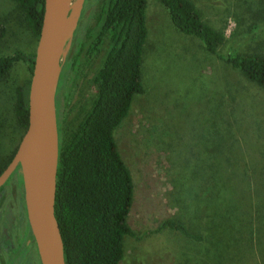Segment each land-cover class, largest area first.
Returning a JSON list of instances; mask_svg holds the SVG:
<instances>
[{"label":"trees","instance_id":"obj_1","mask_svg":"<svg viewBox=\"0 0 264 264\" xmlns=\"http://www.w3.org/2000/svg\"><path fill=\"white\" fill-rule=\"evenodd\" d=\"M12 1L38 43L45 0ZM158 1L178 32L199 39L209 54L264 91V55L234 49L220 54L226 36L204 21L193 0ZM147 5L148 0H99L92 16L94 24L86 30L87 41H80L71 63L72 68H78L84 53L94 55L107 44L102 67L92 79L96 96L64 140L58 118L60 154L55 214L64 241L65 264H121L124 238L135 236L128 225L134 182L115 133L128 118L136 97L146 92L143 65L149 36ZM245 5V13L239 16L241 22L249 20V29H262L264 0ZM6 31V20L0 18V42ZM17 62L27 63L32 77L35 52L25 55L17 51L0 57V80ZM30 82L31 79L17 86L14 95L13 113L21 137L29 126ZM62 88L59 83L58 93ZM213 110L218 113L217 107ZM221 117L220 124L214 121L209 125L204 138L208 146L196 156L194 168L180 174L178 214L163 221L156 232L174 231L198 248L194 250L195 264H264V166L262 170L257 168L249 181L236 180L234 172L240 169L243 157L237 136L243 126L235 124L232 115ZM16 152L0 166V177ZM197 161H201L200 166ZM16 174L17 171L10 180ZM19 178L22 181L21 172Z\"/></svg>","mask_w":264,"mask_h":264},{"label":"rangeland","instance_id":"obj_2","mask_svg":"<svg viewBox=\"0 0 264 264\" xmlns=\"http://www.w3.org/2000/svg\"><path fill=\"white\" fill-rule=\"evenodd\" d=\"M193 1L204 21L224 32L226 42L219 48L220 54L234 49L264 55V26L251 30L249 20L242 23L239 18L240 13H245V4L253 6L256 0ZM98 4L99 0H86L60 51L63 88L57 108L63 140L90 108L97 93L92 79L102 67L107 44L94 55L84 53L78 68H72L71 63L80 41H87L86 30L94 24L92 16ZM244 16L247 18L248 14ZM146 17V92L136 97L128 118L115 133L120 154L133 177L134 198L128 225L137 237L124 238L121 264H195L194 250L198 248L174 231H156L163 221L178 214L180 174L194 168L196 156L208 146L204 139L208 127L214 121L220 124V115L221 119L232 115L235 124L243 126L237 136L243 157L240 169L234 172L236 180L249 181L253 172L264 166V91L209 54L199 39L178 32L158 0H148ZM0 18L6 20L7 28L0 42V57L17 51L25 55L36 51L37 40L22 15L15 11L12 0H0ZM30 79L28 64L17 62L0 80V166L12 157L23 139L15 122L13 102L16 87ZM215 107L218 113L212 111ZM196 164L200 166L201 161ZM19 175L20 168L0 194V264H26L23 255L14 253L12 247L28 236L25 191Z\"/></svg>","mask_w":264,"mask_h":264},{"label":"water","instance_id":"obj_3","mask_svg":"<svg viewBox=\"0 0 264 264\" xmlns=\"http://www.w3.org/2000/svg\"><path fill=\"white\" fill-rule=\"evenodd\" d=\"M86 0H45L44 19L35 51L29 91V126L17 152L0 177V189L20 167L25 191L27 217L36 241L41 264H65V246L55 214L60 135L56 97L60 81V51L55 43L59 28L71 33ZM34 137L43 189L35 205L30 191L31 163L27 144Z\"/></svg>","mask_w":264,"mask_h":264},{"label":"bare ground","instance_id":"obj_4","mask_svg":"<svg viewBox=\"0 0 264 264\" xmlns=\"http://www.w3.org/2000/svg\"><path fill=\"white\" fill-rule=\"evenodd\" d=\"M69 32L65 29L59 28L55 33V43L59 51L65 46ZM69 53V52H68ZM64 56V55H63ZM27 154L31 163L30 168V191L32 198V205L38 202V199L43 189V174L42 168L38 165V148L34 137L27 144ZM57 264H64L61 260Z\"/></svg>","mask_w":264,"mask_h":264},{"label":"flooded vegetation","instance_id":"obj_5","mask_svg":"<svg viewBox=\"0 0 264 264\" xmlns=\"http://www.w3.org/2000/svg\"><path fill=\"white\" fill-rule=\"evenodd\" d=\"M59 83H60V81H59ZM58 94L59 93L57 91L56 105H57ZM57 116H58V108H57ZM29 228H30V225H29V221H28V228L26 230V232L28 233V236H26V240H25V235H24L23 240L19 241V245H17V247L15 245L12 246L13 252L15 251L14 253H16V251H17V253H21L23 255V258L25 259L26 264H38V260L40 258V255H39V251H38L36 241L33 238V234L32 233L30 234ZM31 232H32V230H31ZM29 238H30V243L27 244V240ZM24 240H25V242H24Z\"/></svg>","mask_w":264,"mask_h":264}]
</instances>
